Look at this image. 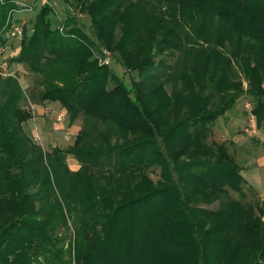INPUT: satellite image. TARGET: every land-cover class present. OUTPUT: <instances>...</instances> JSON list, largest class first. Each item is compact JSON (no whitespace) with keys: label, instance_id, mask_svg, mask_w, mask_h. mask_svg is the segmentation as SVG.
<instances>
[{"label":"trees","instance_id":"1","mask_svg":"<svg viewBox=\"0 0 264 264\" xmlns=\"http://www.w3.org/2000/svg\"><path fill=\"white\" fill-rule=\"evenodd\" d=\"M61 1L90 34L40 5L10 62L80 126L43 151L0 78V264H264L263 210L244 202L227 143L206 142L244 95L264 134V0ZM13 9L0 0V31ZM103 50L137 79L100 64Z\"/></svg>","mask_w":264,"mask_h":264},{"label":"rangeland","instance_id":"2","mask_svg":"<svg viewBox=\"0 0 264 264\" xmlns=\"http://www.w3.org/2000/svg\"><path fill=\"white\" fill-rule=\"evenodd\" d=\"M20 1L26 6H32V10L23 12L21 8L18 9V5L16 7L13 2H10L15 6V9H18L17 12H13L12 19H15V23L17 24H23L26 31L29 32L30 25L40 5L34 0ZM59 6L60 7H57V9L52 8L55 11V16H53V21L55 22L54 26L59 28V23L71 17L73 22L78 24L85 33L90 34L89 20L86 16L79 13L78 9L74 8L70 3L61 1ZM60 8L63 9L61 10ZM66 8H68L70 12H66ZM15 23L12 24L15 25ZM22 32L23 29L21 30V35L17 37L12 36L10 31L9 35L7 31H0V38L3 40L2 43H0V78L14 79L19 90H21L23 97L20 102V107L22 110L28 111L31 116L28 121L22 124L25 135L30 138L32 142L40 146L43 151H49L52 147H69L79 129L80 117L72 123H69L67 115H65L64 120L55 123L52 114L58 112L65 114L64 110H62L57 103H40L36 98L37 88L35 83L37 77L30 74L23 65L10 62V59L17 50ZM97 58L100 64H105V62L106 64L110 63L108 65L109 71L120 78L126 86H129L131 81L137 79V73L135 71L126 72L123 70L117 63L115 57L111 56L108 51L103 50ZM2 61L4 63H2ZM235 72L237 74L238 70L235 69ZM240 83L242 88L245 89L247 82L241 78ZM250 109L251 100L249 97L246 95L241 96L231 109L212 121L209 127L210 135L206 141L208 144L213 143L216 145L222 142L225 144L227 143V152L234 158L237 166L246 169H252L256 164L254 162V155L259 153L260 150L262 152L264 151V146L256 145V142L251 140L254 133L249 127L251 125ZM44 110L47 112L50 111L52 114H47ZM66 165L71 171H75L78 168L77 163L70 156L66 158ZM150 178L155 181L157 179L156 172L150 174ZM242 192L245 196V203L259 204V200L256 198L254 191L249 186H246V184L242 186ZM231 199L237 200L238 196L231 193ZM214 207L213 205L208 208L213 209ZM262 220L264 221V216H262Z\"/></svg>","mask_w":264,"mask_h":264},{"label":"crops","instance_id":"3","mask_svg":"<svg viewBox=\"0 0 264 264\" xmlns=\"http://www.w3.org/2000/svg\"><path fill=\"white\" fill-rule=\"evenodd\" d=\"M254 136L251 140L256 142V145L264 146V134L261 129L252 131ZM255 166L252 169L241 168L240 176L245 181L246 186H249L259 200V206L263 210L264 216V151L254 155Z\"/></svg>","mask_w":264,"mask_h":264},{"label":"built area","instance_id":"4","mask_svg":"<svg viewBox=\"0 0 264 264\" xmlns=\"http://www.w3.org/2000/svg\"><path fill=\"white\" fill-rule=\"evenodd\" d=\"M2 1L3 0H1V2ZM7 1L13 2L16 5V7L18 5L19 6L18 9L21 8V10H23V12H28V11L32 10V6H26L25 4H22V2L20 0H7ZM34 1H36V3H38L39 5H47L53 9H57V7H60L59 5L61 2V0H34ZM18 9H13L12 11H10L8 13V17L6 18L5 23H4V27H3V30L7 31L8 35H9V31H10L12 36H17V37L21 35V30H22L21 27L23 26V24L15 23V19H12V14H13V12L14 13L17 12ZM60 9L62 10L63 8H60ZM65 11L70 12L68 8H66ZM12 23H15V25ZM5 34H6V32H5ZM2 63H4V62L2 61ZM105 64H106V62H105ZM44 112L47 114L51 113L50 111L47 112L46 110H44ZM52 115L54 116L53 121L55 123H59L61 120H64V116H65V114H63L62 112L54 113ZM250 118H251L250 119L251 125L249 127L252 129V131H254L255 130L254 117L251 115Z\"/></svg>","mask_w":264,"mask_h":264}]
</instances>
